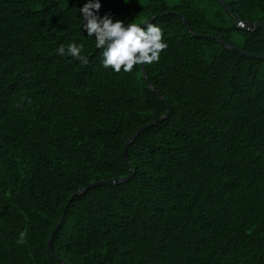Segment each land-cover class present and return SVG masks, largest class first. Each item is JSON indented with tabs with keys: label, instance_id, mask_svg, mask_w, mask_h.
Returning a JSON list of instances; mask_svg holds the SVG:
<instances>
[{
	"label": "trees",
	"instance_id": "obj_1",
	"mask_svg": "<svg viewBox=\"0 0 264 264\" xmlns=\"http://www.w3.org/2000/svg\"><path fill=\"white\" fill-rule=\"evenodd\" d=\"M87 0H0V264H264V30L218 0H101L161 26L159 62L115 72L82 28ZM248 23L264 0H224ZM83 42L87 64L58 55ZM143 65V67H142ZM159 91L166 102L150 88ZM133 169L123 178L126 141ZM27 229V242L18 244Z\"/></svg>",
	"mask_w": 264,
	"mask_h": 264
},
{
	"label": "clouds",
	"instance_id": "obj_2",
	"mask_svg": "<svg viewBox=\"0 0 264 264\" xmlns=\"http://www.w3.org/2000/svg\"><path fill=\"white\" fill-rule=\"evenodd\" d=\"M101 8V0H87L79 7V16L87 36L95 37V47L102 50L101 63L105 68L111 67L115 72L122 69L131 72L134 66L159 62L161 53L168 48L161 26L146 21L145 24L125 23L123 19L114 18L110 14L101 16ZM84 50L83 42L73 41L67 45V51L65 45L61 44L56 52L58 55H70L87 64L89 58ZM27 237L28 231L25 229L19 233L17 243H26Z\"/></svg>",
	"mask_w": 264,
	"mask_h": 264
},
{
	"label": "water",
	"instance_id": "obj_3",
	"mask_svg": "<svg viewBox=\"0 0 264 264\" xmlns=\"http://www.w3.org/2000/svg\"><path fill=\"white\" fill-rule=\"evenodd\" d=\"M218 2L220 3V5L223 7V9L225 11L228 12L229 16L231 18L234 19L235 23L237 26L241 27L242 29H245V30H248V31H255L259 28H262L264 30V20H259V21H256V22H253V23H248V22H245L241 19H239L238 17L236 16H233L232 14H230V9L228 7V5L224 2V0H218ZM157 15L154 16V17H151L149 20H147L146 22H152L154 19H156ZM183 18V21H184V24L186 25L187 29L192 33L194 34L196 37H206V38H210V39H213L215 41H217L219 44H221L222 46H224L225 48L229 49V50H232V51H235L241 55H244V56H247V57H253V58H257V59H262L264 60V53L262 54H259V53H252V52H249V51H246L242 48H238L230 43H228L227 41L223 40L222 38L218 37V36H215V35H212V34H204V33H193V30L192 28L190 27V24L188 22V20L184 17V16H181ZM146 22H144L143 24H145ZM143 67V65H142ZM148 83H149V80H148ZM149 86L150 88L152 89V91L161 99L163 100L164 102H166V98H163L162 95L159 93V91H157L151 83H149ZM172 111V108H171V105L168 104L167 105V111L165 113L164 116L162 117H159L158 119H156L155 121L147 124V125H144L142 127H140L127 141L126 143L124 144L123 148H122V156H123V159L129 169V173L127 176L123 177V178H113V179H107V180H100V181H95L87 186H85L84 188L76 191V193L74 195H72L67 203V205L70 203V201L77 195H80L82 192H84L86 189L90 188V187H93V186H97V185H101V184H118V183H122V182H125V181H128L129 179H131V177L133 176V169H132V166H131V163L129 161V158H128V154H127V148L128 146L135 140V138L145 129L147 128H150L152 127L153 125L157 124L158 122H160L161 120L165 119L166 117H168L170 115ZM65 214H66V208L64 209V212L60 218V220L58 221V223L56 224V226L54 227V229L51 231L50 233V236H49V239H48V242H47V248H48V251L50 252V254L55 257L58 261L64 263V264H70L68 263L67 261H65L63 258H61L59 255L55 254V252L53 251V248H52V241H53V238L55 236V233L57 231V229L60 227L62 221H63V218L65 217Z\"/></svg>",
	"mask_w": 264,
	"mask_h": 264
}]
</instances>
